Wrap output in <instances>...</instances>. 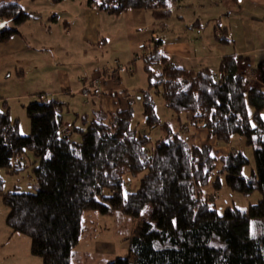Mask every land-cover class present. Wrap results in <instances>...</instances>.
Listing matches in <instances>:
<instances>
[{
	"label": "trees",
	"instance_id": "obj_1",
	"mask_svg": "<svg viewBox=\"0 0 264 264\" xmlns=\"http://www.w3.org/2000/svg\"><path fill=\"white\" fill-rule=\"evenodd\" d=\"M176 1L86 3L109 13L148 9L163 22ZM30 16L19 3L0 0V22L8 21L0 28V42L18 33L19 24ZM216 38L226 40L224 35ZM160 41L151 38L144 48L148 88L139 94L144 125L160 130L154 141L137 129V123L132 125L130 95L125 107L76 113L78 125L63 123L66 102L56 97L28 102L27 135L18 132L17 120L10 117L6 101L1 102L0 168L22 169L27 149L37 159L31 168L33 191H3L0 175V195L8 208L5 222L12 232L29 237L30 253L40 257L41 264L81 260L73 247L83 231L84 212L137 218L146 206L148 219L133 229L127 252L103 264H264V63L255 66L260 82L248 90L238 70L242 56L223 55L215 72L187 69L159 52ZM150 89L161 94L177 125L156 114ZM66 123L68 137L62 135ZM184 127L205 129L221 144L238 135L252 149L253 167L244 174L249 161L241 149L215 155L210 144L197 145ZM213 172L223 173L231 190L243 194L258 190L260 198L245 207L226 205L217 210L214 194L202 192ZM138 175L134 189L125 187ZM215 177L217 189L220 180Z\"/></svg>",
	"mask_w": 264,
	"mask_h": 264
},
{
	"label": "rangeland",
	"instance_id": "obj_2",
	"mask_svg": "<svg viewBox=\"0 0 264 264\" xmlns=\"http://www.w3.org/2000/svg\"><path fill=\"white\" fill-rule=\"evenodd\" d=\"M10 1L19 3L24 11L31 12V16L17 27L18 33L0 42V104L6 101L9 115L17 120L20 134L30 133L26 103L56 97L66 102L61 112L63 123L69 120L78 125L76 113L90 115L96 110H106L100 96L102 93L108 94L115 86L120 97L126 93L132 97V125L137 123V129L149 135L151 141L160 137L158 127H146L143 123L139 94L140 90L148 88V81L142 54L144 48L152 43V33L165 44L185 42L190 48L199 44L197 36L204 38L205 29L197 35L183 27L181 6H173L170 17L157 22L148 9H140L139 16H135L137 10L133 9L109 13L96 5L89 6L86 0ZM203 23L207 27L210 21ZM234 39L241 41L239 36ZM149 92L156 114L162 120L177 125L176 115L164 106L161 94L154 89ZM197 129L184 127L185 133H191L195 143L204 144L203 137L196 135ZM72 138L78 139L74 134ZM210 142L215 155L241 149L249 161L242 172L249 173L254 165L252 149L244 145L238 135H232L227 144ZM36 160L32 151L27 149L22 156V169L8 172L0 168V175L4 179L3 191H33L31 168L37 163ZM215 176L220 180L217 189L213 183ZM138 179L139 175L131 178L125 187L134 189ZM202 192L209 196L214 194L217 210L226 205L245 207L260 198L258 190L247 194L231 190L226 185L224 174L217 172L209 175ZM149 210V206H146L137 218L96 210L84 212L83 231L73 247L81 257L77 264H103L126 253L128 238L139 222L148 219ZM7 211L0 195V264H41V258L30 253L29 237L12 232L7 226Z\"/></svg>",
	"mask_w": 264,
	"mask_h": 264
},
{
	"label": "crops",
	"instance_id": "obj_3",
	"mask_svg": "<svg viewBox=\"0 0 264 264\" xmlns=\"http://www.w3.org/2000/svg\"><path fill=\"white\" fill-rule=\"evenodd\" d=\"M176 5L181 6L180 18L183 27L197 35L205 29L206 35L204 38L197 36L196 38L200 39L199 44L190 48L185 42L165 44L152 33L151 38L161 40L159 52L167 55L170 62L187 69L208 68L213 72L218 69L221 57L227 54L242 56L241 61L250 62L254 68L258 63H264V0H177L174 6ZM138 11L135 16L140 15ZM205 21H210L207 27L203 23ZM223 35L226 40L211 39ZM236 36H239L241 41H236ZM114 87L108 94L102 93L100 96L107 111L116 109L119 104H123L120 107L127 105L128 93L120 97ZM197 131L196 135L202 136L204 143L210 144L211 140L215 143V138L208 137L205 129L198 128Z\"/></svg>",
	"mask_w": 264,
	"mask_h": 264
},
{
	"label": "built area",
	"instance_id": "obj_4",
	"mask_svg": "<svg viewBox=\"0 0 264 264\" xmlns=\"http://www.w3.org/2000/svg\"><path fill=\"white\" fill-rule=\"evenodd\" d=\"M238 70L244 75L246 79V89H251L259 80V72L256 68L252 67V64L248 61H242ZM70 134V124L66 123V128L62 131V135L68 137Z\"/></svg>",
	"mask_w": 264,
	"mask_h": 264
},
{
	"label": "snow or ice",
	"instance_id": "obj_5",
	"mask_svg": "<svg viewBox=\"0 0 264 264\" xmlns=\"http://www.w3.org/2000/svg\"><path fill=\"white\" fill-rule=\"evenodd\" d=\"M7 24H8V21H2V22H0V28L6 26ZM174 223H175V221H174Z\"/></svg>",
	"mask_w": 264,
	"mask_h": 264
}]
</instances>
